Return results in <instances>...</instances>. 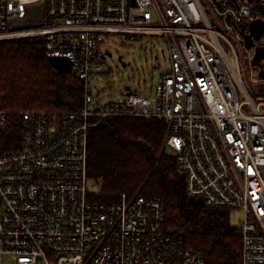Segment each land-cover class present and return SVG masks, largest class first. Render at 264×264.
I'll list each match as a JSON object with an SVG mask.
<instances>
[{
  "label": "built area",
  "instance_id": "obj_1",
  "mask_svg": "<svg viewBox=\"0 0 264 264\" xmlns=\"http://www.w3.org/2000/svg\"><path fill=\"white\" fill-rule=\"evenodd\" d=\"M255 19L264 0H0V40L42 36L83 83L75 109L0 107V130L11 114L20 121L18 146L0 151V264H206L166 230L161 196L92 187L89 131L112 117L164 119L187 193L241 209L240 264H264V95L242 74L249 64V84L258 81L241 34ZM136 43L166 66L137 86L131 68L117 89L130 62L112 47Z\"/></svg>",
  "mask_w": 264,
  "mask_h": 264
},
{
  "label": "trees",
  "instance_id": "obj_2",
  "mask_svg": "<svg viewBox=\"0 0 264 264\" xmlns=\"http://www.w3.org/2000/svg\"><path fill=\"white\" fill-rule=\"evenodd\" d=\"M83 83L49 62L42 36L0 40V107L75 109L81 106ZM162 118L112 117L91 127L88 174L103 193L159 195L165 203V228L198 248L206 264H240L241 238L227 208L190 196L184 174L164 147ZM20 141L18 114L0 130V151Z\"/></svg>",
  "mask_w": 264,
  "mask_h": 264
},
{
  "label": "rangeland",
  "instance_id": "obj_3",
  "mask_svg": "<svg viewBox=\"0 0 264 264\" xmlns=\"http://www.w3.org/2000/svg\"><path fill=\"white\" fill-rule=\"evenodd\" d=\"M261 41L264 40V34L261 35V37H259ZM113 50V59H115V56L118 54H121L123 57H127L128 61L130 62V65L128 67L125 68H121V66H119L120 68V72L117 74L115 73L113 76V80H114V87H116L117 89L119 88L118 85H125L128 82H131V80L128 79L129 74H130V70L131 68L134 69L135 72V85L137 86L138 82V78H139V83L142 85V83L145 81L146 84L148 85L150 82L155 83V79L156 76L158 74V70H162L163 68H165V61L163 60L162 54L160 53V57L158 59H152V58H147L146 57V53H148V49H143V48H139V44L136 43L134 44V46H130L128 48L123 47V46H119V45H114L112 47ZM229 58L231 60V62L235 65V61L233 56L228 53ZM243 64V60H241V65ZM153 66H156L157 68H153ZM255 69V67H254ZM250 66L249 64L246 65V68H242V74H243V78L244 81L248 87V89L250 90V84L248 82L247 76L246 74H248L250 77ZM151 72L153 75V79L151 80L150 76H151ZM121 75L123 77H121ZM248 76V77H249ZM255 77V76H254ZM104 85V90L102 92V94L105 95V83ZM107 90H109V88H107ZM228 209V208H227ZM228 214H229V220L230 223L232 225L235 226H240L241 224V220L243 217V212L241 209L238 208H229L228 209ZM10 260H8L9 262ZM7 261L5 262V264L8 263ZM39 264V263H36Z\"/></svg>",
  "mask_w": 264,
  "mask_h": 264
},
{
  "label": "water",
  "instance_id": "obj_4",
  "mask_svg": "<svg viewBox=\"0 0 264 264\" xmlns=\"http://www.w3.org/2000/svg\"><path fill=\"white\" fill-rule=\"evenodd\" d=\"M42 12V4L35 3L30 6V13L27 20L31 22H38L40 19V14ZM264 33V20L255 19L249 23L248 33H241L247 48L253 49V57L251 60V65L255 67L256 76L258 81L250 83V91L252 94L264 95V43L255 44L253 37L258 38ZM49 62L54 66V68L60 72H69L70 62L65 56H48Z\"/></svg>",
  "mask_w": 264,
  "mask_h": 264
},
{
  "label": "flooded vegetation",
  "instance_id": "obj_5",
  "mask_svg": "<svg viewBox=\"0 0 264 264\" xmlns=\"http://www.w3.org/2000/svg\"><path fill=\"white\" fill-rule=\"evenodd\" d=\"M255 41H256V42H259V39L256 38Z\"/></svg>",
  "mask_w": 264,
  "mask_h": 264
}]
</instances>
